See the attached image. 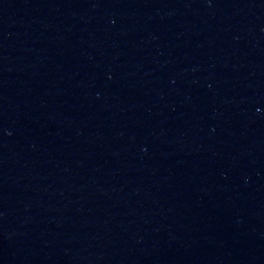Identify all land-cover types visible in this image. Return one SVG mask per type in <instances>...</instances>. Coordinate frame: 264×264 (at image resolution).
<instances>
[{
  "label": "water",
  "instance_id": "obj_1",
  "mask_svg": "<svg viewBox=\"0 0 264 264\" xmlns=\"http://www.w3.org/2000/svg\"><path fill=\"white\" fill-rule=\"evenodd\" d=\"M0 264H264V0H0Z\"/></svg>",
  "mask_w": 264,
  "mask_h": 264
}]
</instances>
